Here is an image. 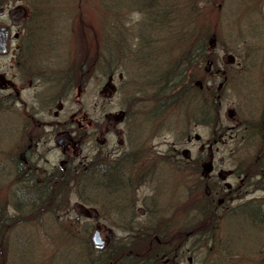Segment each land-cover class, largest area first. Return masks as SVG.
I'll return each mask as SVG.
<instances>
[{"label": "rangeland", "instance_id": "rangeland-1", "mask_svg": "<svg viewBox=\"0 0 264 264\" xmlns=\"http://www.w3.org/2000/svg\"><path fill=\"white\" fill-rule=\"evenodd\" d=\"M21 1L31 14L26 23L27 35L30 31L34 35L40 31L36 40L34 36L31 39V36L27 38L26 35V39L34 41L33 45L24 48L26 57L33 56V49V57L37 59L31 60L50 61L58 73L86 59V86L81 99H85L88 107V119L94 120L95 115H100L101 112L102 116L116 113L118 109L129 108L132 104H140L144 108L141 113L145 114L154 109L151 107L159 99L166 102V113L156 121L151 120L147 126L150 127L151 140L162 142V150L179 138L182 147L194 154L197 152L196 141L187 142L188 135L198 134L200 139L212 137L210 128L192 123L200 117V113L196 115L189 109L195 108L196 93L192 95L195 87L183 82L184 95L176 96L180 90L182 72L185 78L192 73L195 77L193 81L202 79L205 73V61L200 65L198 73H194L187 57L191 54L189 47L202 43L206 54L209 37L211 34L216 36L215 47L218 48L214 55L217 57L218 54L219 59L215 67L226 69L227 80L224 87L217 91V85L223 80V76L213 77V93L215 105L218 101L224 124H227V108L239 110L242 105L244 73L236 65L226 63V59L221 60V49L227 47V50L234 51L232 49L242 47L244 41H264V24L256 13V0H215L214 3L213 0H155L152 7L144 6L145 0ZM4 2L5 0H0V4ZM219 3L222 5L221 10L216 8ZM156 8H168L159 25L157 22L151 24L150 13L153 12L152 9L159 10ZM262 10L264 13V8ZM197 38L202 40L197 41ZM94 62L96 63L91 69ZM119 74H122L121 79ZM158 75L171 81H174L173 76L179 75V79L169 92H157L155 85L150 86L149 82ZM116 86L117 88H113ZM101 88L103 90L99 93ZM132 88H136L137 92H129ZM139 90L142 93L139 94ZM216 94H219L218 99ZM73 109L77 108H66V111L72 112ZM215 117L211 118V128L216 127L217 135H222L224 130L216 126ZM159 119L167 121L164 129ZM104 121L103 130L105 126L111 130L114 126L113 119L112 123H108L107 119ZM116 127L122 129L125 125L116 124ZM104 136L107 138V135ZM217 148L220 157H224L225 152L228 153L226 145L222 143ZM57 152L59 153L58 149ZM57 155L55 152L49 154V162L55 161ZM43 163L40 162L39 165L48 167L49 163ZM44 172L43 169L38 172L39 183L44 181ZM193 176L185 170L179 172L168 166L166 174L164 172V176L156 184L161 199L159 213L167 220L159 224L129 225L120 220H117L118 223H111L110 218L119 214L92 201V196L102 199L101 196L105 194L102 190L104 187H92L94 179L88 181L86 178H78L87 180L88 185L75 188L74 183L67 184L65 191L57 192L54 188L48 203L37 202L30 206L24 204L18 208L7 201L16 195L12 193L18 188L16 176L8 174L4 178L0 173V182L6 185L2 189L0 186V264H87L84 259L90 261L91 256L87 238L95 227V217H87L86 221L80 223H68L66 217L79 214L74 208L73 202L76 201L86 206H95L99 212L98 226L112 231L118 250H130L135 245V248H147L148 243L151 249L158 248L154 246L155 239L152 236L158 234L177 238L182 249L180 264H264V221L253 224L234 216L210 225L191 219L196 183V177ZM69 180L71 179L68 178V182ZM20 185H25L22 180ZM145 188L150 190L151 183ZM78 189L81 191L78 192ZM125 194L117 193L119 196ZM69 203L70 212L67 214ZM130 212L126 207L124 213ZM143 214L144 210H137L136 216L142 218ZM127 233L135 235L130 244ZM142 241V244H138ZM144 257L151 259L150 256H143L135 251L127 255L119 253L116 264H120V260H126L125 264H144L141 262ZM93 258L95 259L94 254ZM112 258L106 252L99 261L110 264ZM88 263L94 264L93 261ZM150 263L159 264L152 260Z\"/></svg>", "mask_w": 264, "mask_h": 264}, {"label": "flooded vegetation", "instance_id": "flooded-vegetation-1", "mask_svg": "<svg viewBox=\"0 0 264 264\" xmlns=\"http://www.w3.org/2000/svg\"><path fill=\"white\" fill-rule=\"evenodd\" d=\"M256 1V13L264 24V0ZM216 8L221 10V3ZM30 15V10L21 0H5L0 4V173L4 178L8 174L16 176L18 186L12 192L16 195L8 199V203L19 206L33 204L31 202L36 200L40 188V169L45 170L42 177L46 182H52L56 172L68 177L97 176L110 192L106 191L99 205L119 214L110 218L111 223L120 220L129 225L159 224L167 218L159 213L161 199L156 184L169 166L196 177L191 207L193 221L212 225L234 216L253 224L264 221V41H244L242 47L231 48L234 51L227 50V47L221 49V60L226 59V63L236 65L244 73L242 105L239 110L227 108V124H224L218 101L215 105L213 93V77L223 76L217 85V91H220L227 80L226 69L215 67L219 55L215 57L214 54L218 47H215L216 41L208 42L210 46L206 50L203 78L190 83L195 87L192 95L196 94L195 108L189 109L196 115L200 113V117L192 123L210 128L212 137L200 139L198 134L188 135L187 142L196 141L197 152L193 154L182 147L179 138L171 141L165 150L160 146L161 141L156 143L151 140L150 127H147L149 122L156 121L168 110L162 99L145 114L141 113L144 108L140 104H132L129 108L118 109L116 113L102 116L101 112L95 115L94 120L88 119V107L85 99H81L86 86V59L58 73L50 61L31 60L37 59L33 57V49V56L26 57L24 48L34 43L26 39V23ZM30 36L36 40L37 35L33 31L28 33L27 38ZM192 51L190 63L194 73H198L203 62L195 55L196 50ZM95 63L90 66L91 69ZM94 71L98 72L97 69ZM118 77L121 79L122 74ZM187 77L192 80V73ZM182 83L183 80L176 94L178 97L184 95ZM132 91L137 92L136 88L129 90ZM218 98L219 94H216ZM66 108L77 109L69 112ZM214 117L217 119L216 126L224 130L222 135H217L216 127L211 128V118ZM104 119L108 123H112L113 119L111 130L108 126L103 130ZM122 123L125 127H116V124ZM159 123L163 129L167 125V121L160 120ZM220 143L228 149L224 157L218 156L217 145ZM53 152L58 154L57 158L49 162L48 156ZM40 162L49 165L43 168ZM21 180L25 185H20ZM74 180L75 177H72L71 183L75 184ZM149 183L151 189L148 191L145 187ZM4 184L0 182L1 189L6 186ZM117 193L126 194L119 196ZM73 203L79 214L66 217L67 222L80 223L94 216L95 227L87 239L90 245L93 244L91 236L97 230L101 240L104 239L99 249L91 247L90 260L94 264H102L99 259L106 252L111 258L115 255L110 264H116L119 253L127 255L133 251L150 256L151 259L144 257L141 261L144 264H151V260L159 264H180L182 249L176 237L154 234V246L158 248L151 249L148 243L147 248H135V245L130 250H118L112 231L98 226L99 212L95 206H86L80 201ZM126 207L131 211L129 214L124 213ZM137 210H144L142 218L136 216ZM69 212L70 203L66 210L67 214ZM127 237L130 244L135 235L127 233ZM92 254L95 259H92ZM125 261L119 262L125 264Z\"/></svg>", "mask_w": 264, "mask_h": 264}, {"label": "trees", "instance_id": "trees-1", "mask_svg": "<svg viewBox=\"0 0 264 264\" xmlns=\"http://www.w3.org/2000/svg\"><path fill=\"white\" fill-rule=\"evenodd\" d=\"M144 2H146L144 4V6L148 5V6H151V7H152V5H155V3H156L155 0H145ZM159 6H161V5H159ZM156 9H159V8H156ZM151 11H153L152 13H150L151 14L150 18L152 20L151 24L157 22L158 25H159V23L163 20V16H164L165 12L167 13L168 8H167V10L166 9L164 10V9L160 8L158 11H155L154 9H152ZM201 40H202V38H197V41H201ZM189 49H190V51L196 50L197 57L199 59L204 60L206 58V56H205V46L202 43H199L197 45L196 44L192 45V46L189 47ZM191 56H192V53L187 56L189 63H190V57ZM182 74L183 73H181V76H182L181 80H183V82H186L185 84L189 83V85H190V83H192V80L195 79L194 76L192 77V80L189 79L188 77L185 78L184 75H182ZM159 77H160V75H158V77L155 78V80L152 79L153 77L151 78L152 79L151 86H153L154 83H155V87L157 89V92H164L165 91V93L169 92V90H172L174 88V86L176 85V80L179 79V75H175L176 78L173 76L174 81H171L168 78L165 80L163 78V76L160 77V78ZM72 177H75V180H76V182H75L73 187L77 188V187H84V186L88 185V184H86V182L84 180H78V178L83 179L82 176H78L77 178H76V176H72ZM72 177H68L67 175H64L63 173L56 172V174L52 177V182H46L45 180L43 182H40L39 183L40 188H39L38 193L36 194L37 201L40 202V203H42V202H47L48 203L51 200V194H53V189L54 188H56L55 189L56 192H57V190L65 191V187H67V184L73 185V183H71V180H69L70 182H68V178L71 179ZM93 178L95 179L94 176H93ZM98 184H99V186H102V187L105 186V182L104 183H102V182L100 183L99 182ZM93 186H95L94 183H93L92 187ZM80 191L81 190L78 189V192H80ZM56 192H54V193H56ZM54 196L56 197V195H54ZM35 202H36V200L35 201L33 200V202H31V203L34 204ZM16 207L21 208V206H19V204H17ZM187 235H189V233Z\"/></svg>", "mask_w": 264, "mask_h": 264}, {"label": "bare ground", "instance_id": "bare-ground-1", "mask_svg": "<svg viewBox=\"0 0 264 264\" xmlns=\"http://www.w3.org/2000/svg\"><path fill=\"white\" fill-rule=\"evenodd\" d=\"M84 178H86L88 181H91L92 179H94L93 178V176H86V177H84ZM87 180L85 181V182H87ZM100 182V180H99V178L97 177V176H95V179H94V185H99L98 183ZM101 183V182H100ZM103 190V192L105 193L106 192V190L105 189H102ZM105 195V194H104ZM104 195H102L103 197H104ZM101 196V197H102ZM92 201L93 202H95V203H101V201L100 200H102V199H99L96 195H94V196H92ZM104 201V200H103ZM86 245V244H85ZM87 245H88V247H90L89 249L91 250L92 248H91V245L90 244H88L87 243ZM86 252H88L87 250H86ZM91 255V252H89V256ZM85 260H86V262H87V264H89L88 262H90L88 259H86L85 258ZM92 263V262H91Z\"/></svg>", "mask_w": 264, "mask_h": 264}, {"label": "water", "instance_id": "water-1", "mask_svg": "<svg viewBox=\"0 0 264 264\" xmlns=\"http://www.w3.org/2000/svg\"><path fill=\"white\" fill-rule=\"evenodd\" d=\"M92 239L97 245H101L103 243V241L100 238V234L98 232L94 233Z\"/></svg>", "mask_w": 264, "mask_h": 264}]
</instances>
